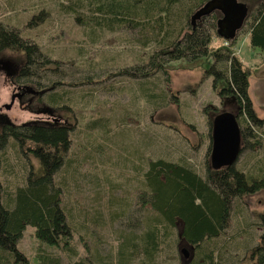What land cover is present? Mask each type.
I'll return each mask as SVG.
<instances>
[{"label": "rangeland", "instance_id": "rangeland-1", "mask_svg": "<svg viewBox=\"0 0 264 264\" xmlns=\"http://www.w3.org/2000/svg\"><path fill=\"white\" fill-rule=\"evenodd\" d=\"M240 1L247 4L248 13L236 32L232 49L249 71L248 93L257 115L264 117V52L250 45L247 25L260 0ZM68 2L0 0V20L16 27L50 58V69L39 80L54 81L51 92L60 99L57 106L50 107L49 91L42 92L25 84L11 102L14 77L20 72L24 54L3 49L0 51V125L5 121L65 123L70 125L71 138L55 180L62 187L63 207L74 227L70 244L77 254H68L60 246L40 241L29 224L25 225L17 246L28 257V264L38 263L39 251L59 256L60 264L80 257L93 264H118L120 243L126 233L131 228L139 232L144 227L142 221L151 215L148 203L135 200L148 159L181 157L204 174L206 165H211L214 117L237 111L238 121L243 117L235 97L218 94L222 82L213 87L212 75L205 72L212 62L209 57L192 62L183 59L166 62L168 80L160 72L137 80L115 74L125 65L147 62L157 45L152 40L142 43L146 37H152L150 27L147 31L132 26L88 29L84 22H78L65 11ZM84 12L88 17L94 16L88 8ZM214 13L215 17L221 16L219 11ZM235 37L226 40L213 31L211 45L227 44ZM82 79L91 82L81 83ZM8 103L10 106L5 107ZM62 103L69 108L65 110ZM95 119L98 121L92 122ZM252 141L247 142L250 147ZM25 156L10 138L2 151L0 170L5 199L25 182L31 163L38 170V161ZM239 157L238 166L243 163H247L245 167L252 166L256 159L264 157V146L255 144ZM236 203L226 235L212 240L213 244H219L227 238L221 251L223 264H248L243 256L249 255L248 248L257 242L260 234L254 221L257 213L264 210V187L244 194ZM182 225V220H178L168 243L162 245L149 264H181L192 256L193 247L180 237ZM182 248L188 251V257L183 255ZM250 259L254 263L255 256L252 254ZM145 263L134 256L128 261V264Z\"/></svg>", "mask_w": 264, "mask_h": 264}, {"label": "trees", "instance_id": "trees-1", "mask_svg": "<svg viewBox=\"0 0 264 264\" xmlns=\"http://www.w3.org/2000/svg\"><path fill=\"white\" fill-rule=\"evenodd\" d=\"M204 1L70 0L65 4V11L78 22H84L83 26L88 29L94 26H132L144 31L151 29L152 37H146L142 43L152 40L157 43L156 47L146 63L125 65L114 72L125 78L144 79L160 72L168 80L166 62L211 58L212 62L205 72L212 75L213 87L217 88L222 82L218 94L221 97H235L242 113L243 119L238 121L244 140L240 156L255 144L264 146V133L260 131H264V117L257 115L248 93L249 71L232 49L237 36L227 44L211 45L213 31H216L215 13L205 16L192 27L190 15ZM84 8L90 9L94 16L85 15ZM249 18V43L264 52V0L258 2ZM3 49L23 52L24 61L15 79L19 83L38 86L42 92L49 91L47 104L50 107L57 106L59 95L51 92L54 81L45 83L39 80L50 69V58L36 43L23 37L16 27L0 20V51ZM82 80L81 83L91 82ZM151 92L145 91L146 94ZM156 93L160 95V92ZM170 94L177 97L173 91ZM62 105L65 110L69 108L65 103ZM97 121L95 119L92 122ZM69 133L68 124L38 121L1 123L0 170L2 151L10 138L27 155V159L33 157L39 165L38 170H35L31 163L25 182L17 185L8 199L2 195L0 180V264L29 263L26 254L17 246L26 224L34 228V234L40 241L60 246L68 254H77L75 247L70 244L75 233L74 227L63 207L62 187L55 180V173L64 163L65 154L70 148ZM250 139L253 140L252 147L250 143L247 144ZM239 156L234 164L226 167L212 168L207 164L204 174L198 172L188 159L150 157L135 200L148 203L151 215L142 221L144 227L139 232L128 229L129 233L120 243L118 264H128L132 256L149 264L162 245L168 243L178 220L183 223L180 237L193 247L192 256L181 264H223L221 251H224L227 238L219 244H213L212 240L226 235L231 210L238 204L237 199L264 187V157L256 159L252 166L245 167L247 163L237 165L240 163ZM256 216L254 224L260 234L257 242L248 248L251 250L249 255L243 256L248 264H264V210ZM228 246L227 243L226 248ZM252 254L255 256L254 263L250 259ZM37 259V264H60L59 256L45 251L37 252ZM66 264L93 263L80 257Z\"/></svg>", "mask_w": 264, "mask_h": 264}, {"label": "water", "instance_id": "water-1", "mask_svg": "<svg viewBox=\"0 0 264 264\" xmlns=\"http://www.w3.org/2000/svg\"><path fill=\"white\" fill-rule=\"evenodd\" d=\"M219 11L220 17L216 18V32L226 40L236 36L237 30L245 21L248 6L240 0H206L190 15V23L194 27L205 16ZM17 94V88L12 92L11 102ZM11 103L5 104L9 107ZM211 152L210 161L212 168H221L236 162L242 145L241 129L238 122V112H224L216 115L211 124ZM185 257L188 251L182 248Z\"/></svg>", "mask_w": 264, "mask_h": 264}, {"label": "flooded vegetation", "instance_id": "flooded-vegetation-1", "mask_svg": "<svg viewBox=\"0 0 264 264\" xmlns=\"http://www.w3.org/2000/svg\"><path fill=\"white\" fill-rule=\"evenodd\" d=\"M14 82H15V87H14V89L15 88H17V92H19V89H20V86L21 85H25V84H27V83H19L16 79H15V77H14ZM32 85V84H31ZM33 86H35V85H33ZM35 88H37V89H41V88H39L38 86H35ZM238 112V111H237ZM57 121H58V119H57ZM56 124H65V123H56Z\"/></svg>", "mask_w": 264, "mask_h": 264}]
</instances>
